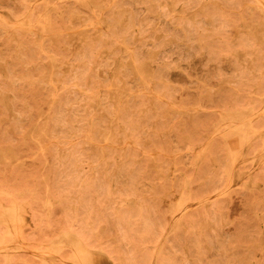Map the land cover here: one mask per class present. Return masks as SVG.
Wrapping results in <instances>:
<instances>
[{"label": "rangeland", "instance_id": "rangeland-1", "mask_svg": "<svg viewBox=\"0 0 264 264\" xmlns=\"http://www.w3.org/2000/svg\"><path fill=\"white\" fill-rule=\"evenodd\" d=\"M0 264H264V0H0Z\"/></svg>", "mask_w": 264, "mask_h": 264}, {"label": "bare ground", "instance_id": "bare-ground-1", "mask_svg": "<svg viewBox=\"0 0 264 264\" xmlns=\"http://www.w3.org/2000/svg\"><path fill=\"white\" fill-rule=\"evenodd\" d=\"M253 3H254V2H253ZM256 7H257V6H256ZM251 10H252V9H251ZM133 21H134V20H133ZM188 45H189V43H188ZM130 47H131V46H130ZM154 61H155V60H154ZM155 67H156V65H155ZM159 70H160V69H159ZM153 71H154V70H153ZM162 76H163V75H162ZM155 78H156V77H155ZM164 80H167V79L164 78ZM241 103H242V102H241ZM250 106H252V105H250ZM238 107H239V106H238ZM230 108H231V107H230ZM230 108H229V109H230ZM232 108H233V107H232ZM240 108H241V107H240ZM256 108H257V107H256ZM230 110H231V109H230ZM239 110H240V109H239ZM252 124H253V123H252ZM251 127H252V126H251ZM255 127H256V126H255ZM258 128H259V127H258ZM258 128H257V129H258ZM252 134H253V133H252ZM256 144H257V143H256ZM256 147H258V146H256ZM260 147H262V146H260ZM112 150H113V149H112ZM109 152H110V151H109ZM215 155L217 156V154H215ZM230 155H231V154H230ZM248 155H249V154H248ZM252 155H253V154H252ZM155 156H156V155H155ZM217 157H219V156H217ZM217 157H216V158H217ZM178 160H179V159H178ZM215 161H216V159H215ZM179 163H180V162H179ZM217 165H218V164H217ZM173 169H174V168H173ZM221 179H222V178H221ZM174 182H175V181H174ZM198 186H199V185H198ZM165 196H166V195H165ZM203 196H204V195H203ZM199 198H200V197H199ZM175 205H176V204H175ZM170 208H171V206H170ZM9 223H10V222H9ZM16 228H17V227H16ZM13 229H14V228H13ZM10 231H11V230H10ZM14 232H15V231H14ZM88 249H89V248H88Z\"/></svg>", "mask_w": 264, "mask_h": 264}]
</instances>
